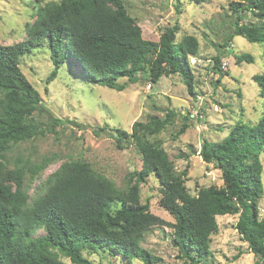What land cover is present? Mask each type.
I'll use <instances>...</instances> for the list:
<instances>
[{
  "label": "trees",
  "instance_id": "16d2710c",
  "mask_svg": "<svg viewBox=\"0 0 264 264\" xmlns=\"http://www.w3.org/2000/svg\"><path fill=\"white\" fill-rule=\"evenodd\" d=\"M39 3L44 0H37ZM197 4L207 0H192ZM237 15L231 38L241 36L252 44H264V0H238L230 4ZM258 18V24L243 23L245 13ZM179 25L166 29L158 42L144 38L141 27L129 15L124 0H62L39 8L27 38L13 45H0V264H95L83 255V244L94 252L106 249L130 264H159L160 259L142 247L156 227L167 223L140 200V184L154 177L163 195L161 206L175 219L173 242L182 264H204L210 254L211 236L218 231L216 218L239 215L236 230L264 264V219L258 214L262 199L264 151L263 115L258 123L238 120L221 142L204 140L199 156L222 174L223 187L202 189L190 194L185 175L178 173L157 135L174 124L177 113L167 111L165 119L151 116L135 122L132 132L122 129L96 130L116 140L119 149L134 145L142 157V169L133 172L136 182L119 190L95 172L89 163L64 164L47 182L46 192L31 204L23 188V172L8 171L12 184L2 178L5 153L11 146L53 132L65 121L48 116L49 125L34 120L44 109L40 93L21 70V58L48 43L55 69L73 59L92 83L122 92L119 83L127 78L138 82L146 73L150 85L164 76L178 75L186 85L194 82L189 57L199 53V42L192 35L177 42ZM238 63H254L250 54L236 56ZM216 70L220 58H216ZM264 99V73L254 76ZM73 123V122H72ZM46 128V129H45ZM184 124L175 135L186 132ZM42 166L40 167V169ZM119 204L112 211L113 204ZM43 230L42 235L36 234Z\"/></svg>",
  "mask_w": 264,
  "mask_h": 264
},
{
  "label": "rangeland",
  "instance_id": "374dc122",
  "mask_svg": "<svg viewBox=\"0 0 264 264\" xmlns=\"http://www.w3.org/2000/svg\"><path fill=\"white\" fill-rule=\"evenodd\" d=\"M62 0H0V45L24 41L36 20L39 8ZM238 0H207L197 4L192 0H124L129 15L141 27L145 39L158 42L166 29L179 25L177 42L192 35L199 42V53L189 57L194 82L191 87L178 75L164 76L159 84L150 85L146 73L138 74V82L127 78L119 92L97 85L86 78L73 59L57 69L56 78L47 79L55 69L48 43L21 58V70L40 93L44 109L34 120L49 125L48 116L65 121L53 132L11 146L5 153L2 178L12 184L7 172H23V188L31 204L46 192L47 182L60 168L75 161H85L98 174L111 181L119 190L130 187L133 172L142 169V157L134 145L119 149L116 140L94 131L122 129L132 132L135 122H147L151 116L165 119L167 111L177 113L174 124L157 135L178 173L185 175L191 195L210 187H223L222 174L213 164L198 155L204 140L223 141L238 121L255 126L263 115L264 99L254 76L264 73V44H252L241 36L232 37L235 15L231 2ZM243 23L258 24L252 13L244 15ZM250 54L254 63H238L236 56ZM216 58H220L216 70ZM2 92L0 91V97ZM73 122V123H72ZM184 134L175 135L184 125ZM50 127V125H49ZM46 129V128H45ZM264 167V151L261 156ZM42 168L40 169V167ZM136 180L133 177L132 184ZM264 191V169L262 173ZM156 178L141 183L142 204L167 224L156 227L146 237L142 247L160 259L159 264H182L173 242L174 217L160 204L162 194ZM115 203L112 211L119 209ZM258 214L264 219V194L258 203ZM218 231L211 236L210 254L204 264H255L258 260L236 230L239 215L216 218ZM43 230L36 235H42ZM83 255L95 264H130L106 249L93 253L83 244ZM64 264H72L59 256ZM131 264H144L134 259Z\"/></svg>",
  "mask_w": 264,
  "mask_h": 264
}]
</instances>
